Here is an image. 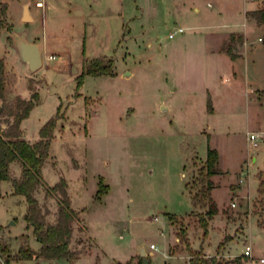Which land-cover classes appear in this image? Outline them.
I'll list each match as a JSON object with an SVG mask.
<instances>
[{"label": "rangeland", "instance_id": "374dc122", "mask_svg": "<svg viewBox=\"0 0 264 264\" xmlns=\"http://www.w3.org/2000/svg\"><path fill=\"white\" fill-rule=\"evenodd\" d=\"M97 2L96 11L84 12L90 24L83 33L58 28L53 35L39 23L32 26L48 43L34 72L19 60L12 24L0 15V29L9 33H0V56L6 42L0 109L36 92L21 124L31 141L58 114L42 175L48 185L61 177L68 184L71 207L78 211L70 245L82 253L75 264L131 258L141 264L142 246L149 264H189L198 253L221 263L238 257L240 264H257L264 258V196L258 189L264 180V43L243 46L236 63L216 49L225 33L244 28V12L258 2L264 8V0ZM260 31L253 27L248 37ZM230 44L228 38L223 47ZM93 58L109 71L84 74L77 86ZM249 132L259 135L257 145L248 141ZM207 147L218 151L220 172L209 177L218 213L204 236L199 217L207 202L193 204L192 198L205 179ZM11 173H19L17 162ZM99 187L107 190L96 195ZM36 196L53 222L57 197H45L43 187ZM26 207L24 195L1 181L0 247L9 263L45 264L20 259L21 245L39 247ZM245 243L252 257L243 255Z\"/></svg>", "mask_w": 264, "mask_h": 264}, {"label": "trees", "instance_id": "16d2710c", "mask_svg": "<svg viewBox=\"0 0 264 264\" xmlns=\"http://www.w3.org/2000/svg\"><path fill=\"white\" fill-rule=\"evenodd\" d=\"M5 13V8L2 10ZM258 24L264 25V8L248 12ZM231 58L236 55L232 52L231 46L223 47ZM109 71V66L101 63V59L93 58L86 69L76 78L77 86L81 85L84 74L99 75ZM4 61L0 58V98H4ZM264 95V90L260 91ZM37 94L33 92L28 99L17 97L12 106L7 109H0V115H4L7 123L5 128L0 124V182L8 180L11 182L13 191L16 194L24 195L27 203L25 220L27 225L32 228V234L40 243L38 251H32L28 246H20V259H66L71 262L78 257L76 252L70 248V241L73 235V224L78 216V211L71 207L68 195V184L65 178L61 177L55 184L48 185L42 175V167L49 155L50 140L58 118V114L49 118L39 130V139L29 142L22 138L20 124L34 106ZM211 103H209L210 106ZM210 109V108H209ZM0 116V117H1ZM1 123V122H0ZM18 162L20 175L12 176L11 165ZM219 153L215 148L207 147L205 160V179L200 192L192 198L193 204L199 201L206 204V210L199 217L200 226L203 228V235L207 232L208 221L218 213V206L211 197L212 182L211 175L220 172L218 168ZM100 184V182H99ZM40 187L44 188L45 197L55 195L57 197L56 219L47 222L46 216L48 208L42 207L36 196ZM259 192L264 196V180L259 183ZM107 190V188H106ZM106 190L98 188L96 195L105 193ZM172 218V216L170 215ZM1 248V247H0ZM3 251V248H1ZM10 262L9 259H6ZM189 264H240L238 257L233 260H226L223 263L218 261L215 256L206 257L202 253L191 254ZM121 264H132L131 259ZM142 264V261H141Z\"/></svg>", "mask_w": 264, "mask_h": 264}, {"label": "crops", "instance_id": "0c3cea01", "mask_svg": "<svg viewBox=\"0 0 264 264\" xmlns=\"http://www.w3.org/2000/svg\"><path fill=\"white\" fill-rule=\"evenodd\" d=\"M39 1L42 2V6H38L36 4V2H39ZM100 2H97V0H35L34 8H32V0H0V4H3V8L0 9L1 10L0 15L2 17L4 15L7 21L12 24V34L15 37V44H16V38L18 36H22L27 42L35 43L38 46L41 60H42V63L40 66L41 68L43 65V51L44 53H45V50L47 51L48 43H47V39L46 40L44 39L42 43L40 42V40L35 36V32L32 29V26H34V24L36 23H39L44 33L46 32L47 34V32H50L53 35L58 34V31H57L58 28L62 32L69 30L71 33H77V34L83 33L87 25L90 24L88 17L87 15H85L84 12L88 9L89 10L94 9L96 11L98 6H100ZM260 4H263V2H258V4L254 8L246 10L244 12L245 20L244 22H242L244 28L242 30L234 29V30H231L225 33V36L222 38L220 45L216 49L219 53L229 56L226 52L223 51V44L229 38L231 41L230 45L232 48V52L236 55L234 58H231L230 56L229 58L233 60V62L235 63L238 60H240V58L242 57V53H240V50L243 48V46H247L248 43L252 44L255 41L264 43V25L258 24L257 21L252 16H250L248 13L250 11L258 9L260 7ZM4 8H5V13L3 14L2 10H4ZM194 9L198 10V7L194 6ZM107 12L109 13L110 11L107 10ZM17 26H20V27L23 26L21 27L22 28L21 32H18L16 28H14ZM253 27L256 29H261V31H260V34L257 35L255 39H250L248 37V32ZM0 33L6 34V37L9 34L8 31L5 29H0ZM259 37H261L262 40H259ZM237 38L239 40H237ZM5 44L3 47V55L0 56V58H3L4 56ZM15 47H16L15 50H16L19 60L22 63L26 64L28 68V64L23 62L20 59L17 46ZM49 55H52V54L45 55L46 58H48ZM21 124H20V127L22 130ZM1 127L4 128V126H1ZM22 138L27 140L23 136V131H22ZM27 141L34 142L31 140H27ZM18 167H19V173L17 175L12 174V176L18 177L20 175L19 164H18ZM39 248H40V243H39L38 250ZM70 248H71V245H70ZM140 248H143L145 253L148 254L146 249L143 246ZM204 251L207 252L206 250ZM81 255L82 253L79 254L78 257L72 261L73 264L77 263V260L80 258ZM164 256H165V253H164ZM33 260L39 261L41 260V258L33 259ZM149 263H150V260H149ZM11 264H14V263H11ZM45 264H70V262L67 261L66 259H51V260H46Z\"/></svg>", "mask_w": 264, "mask_h": 264}, {"label": "water", "instance_id": "95a60500", "mask_svg": "<svg viewBox=\"0 0 264 264\" xmlns=\"http://www.w3.org/2000/svg\"><path fill=\"white\" fill-rule=\"evenodd\" d=\"M16 46L20 59L28 64L29 70L32 72L38 70L42 63L38 46L35 43L27 42L22 36L16 38ZM139 251L142 256V264H149L146 257H144L146 254L144 249L140 248Z\"/></svg>", "mask_w": 264, "mask_h": 264}, {"label": "built area", "instance_id": "2783aa9c", "mask_svg": "<svg viewBox=\"0 0 264 264\" xmlns=\"http://www.w3.org/2000/svg\"><path fill=\"white\" fill-rule=\"evenodd\" d=\"M36 4L38 6H42V2L39 1V2H36ZM170 36H172V33L169 34ZM259 40H262L261 37H259ZM49 59H54L55 58V55H49L48 56ZM259 135L258 134H255L253 132H249L247 134V139L248 141L253 144L254 146L257 145V139H258ZM234 205V204H232ZM150 248H156L155 244H150ZM243 255L245 257H252V246L250 243H245L244 244V249H243ZM264 263V258L263 257H260L258 260H257V264H262ZM0 264H11L9 262H7V260L4 258L3 256V252L0 248Z\"/></svg>", "mask_w": 264, "mask_h": 264}]
</instances>
